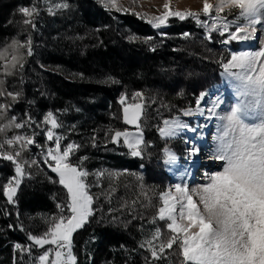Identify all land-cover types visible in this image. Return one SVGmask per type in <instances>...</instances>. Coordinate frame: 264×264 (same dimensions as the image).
I'll list each match as a JSON object with an SVG mask.
<instances>
[{"label": "snow or ice", "instance_id": "1", "mask_svg": "<svg viewBox=\"0 0 264 264\" xmlns=\"http://www.w3.org/2000/svg\"><path fill=\"white\" fill-rule=\"evenodd\" d=\"M136 2L133 0V3ZM101 3L108 10L129 11L120 6L118 0H101ZM171 4L172 0H165L163 11L151 16L148 23L154 28H161L167 25L170 18L183 21L191 17L207 30L206 39L211 40L212 34L219 32L226 37L222 40L225 45L250 39L257 32V25L264 24V0H202L199 12L174 10ZM67 7L66 3H57L49 7L48 12L55 14L56 10ZM19 12L24 17L23 24L35 28L38 8L35 5L24 6ZM201 14L205 19H201ZM229 15H234V19L229 20ZM233 25L234 30H230ZM183 35L187 37L189 33ZM129 39L135 41L136 37ZM9 48L10 60L4 55ZM32 55L31 37L23 42L13 40L0 50V60L4 61L0 65L2 74L11 76L22 70L27 57ZM222 68L232 82L236 98L230 111L220 117L221 131L216 137L213 159L223 162V168L207 175V183L195 188H190L186 183H177L173 186L174 190L159 193L160 205L152 203L155 216L151 223L156 220L166 222L169 235L164 239V232L157 227L140 243L139 247L151 257L146 264L166 258V252L174 246L182 258L180 264H264V45L258 51L232 53ZM20 95L19 92L8 91L5 81L0 79V97H10L15 102ZM205 96L206 93L201 92L196 98L197 110ZM131 99V103L127 102L128 97L122 94L118 102L122 105L123 122L134 125L136 132L109 129L106 136L113 145L122 143L131 156L141 157L145 141L140 131V121L146 98L143 93L134 92ZM10 107L8 103H0V134L10 128L19 130L35 123L31 116L20 122L15 116L8 117ZM192 111L191 108L185 109L182 115L189 116ZM209 111L215 115L214 108ZM4 120L7 123H3ZM41 123L47 126L42 133L49 142L47 145H37L35 133L16 134L11 138L0 136V159L14 166L13 175L0 185V190L8 204L15 203L22 180L28 175L26 168L38 163L36 159L25 160L24 153L36 145L42 147L43 163L58 178L53 182L61 185L66 195L64 200L56 203L57 212L43 218L45 230L41 234L29 232L26 237L29 243H15L13 252L20 256H31L33 249L39 248L44 250L34 257L32 264H78L73 251V235L93 216L97 200L101 197L111 200L122 173H90L84 167L87 157H80L77 163H72L71 157L80 145L71 142L62 145L65 137L55 131L62 125L52 111L44 115ZM162 123L163 126L159 128L162 137H174L188 128L179 117L164 119ZM92 142L95 147V136ZM164 153L166 164L177 160L171 150L165 149ZM196 154L195 148L189 152V156ZM90 175L96 177L95 186L98 188H103L100 181L106 179L107 191L94 196L87 182ZM140 179L137 177V180ZM140 195L148 196L147 192ZM138 203L139 199H132L123 203L121 208H134ZM11 227L13 225H9ZM45 246L49 247L45 249ZM13 264H16L15 259Z\"/></svg>", "mask_w": 264, "mask_h": 264}, {"label": "trees", "instance_id": "2", "mask_svg": "<svg viewBox=\"0 0 264 264\" xmlns=\"http://www.w3.org/2000/svg\"><path fill=\"white\" fill-rule=\"evenodd\" d=\"M68 1L75 4L74 21L78 20L79 25L87 27L89 33L87 40L79 41L71 38L70 28L74 26L67 22L59 24L46 20L42 26L36 24L38 35L45 33L47 38L45 49L39 53L40 58L46 65L62 69L59 73L50 71L43 73V77L33 78L46 89L41 98L36 94L42 110L72 104L78 108L72 122H78L80 131L93 129L99 124L118 129L121 126L120 95L143 93L146 107L140 121L145 141L142 156L131 157L125 147L122 154L111 156L109 160L112 159L113 168L122 173L120 178L130 170L139 173L144 183H153L157 188V205L158 194L171 183L163 165V151L169 143L158 134L161 122L178 116L183 109L192 108L199 94L218 82L228 52L207 40L204 32L189 21H172L164 30L155 31L135 15L124 14L116 19L117 16L113 15L116 13L91 0ZM30 3L31 0H0V47L16 32L17 11ZM52 32L54 38L49 34ZM184 33L189 35L185 37ZM198 34L202 37L193 41L192 37ZM131 36L136 37L135 41L129 39ZM70 73L73 76L70 77ZM199 74L203 75L201 79ZM92 147V141L81 142L78 157L93 155ZM3 164V174L6 177L13 175L8 164ZM117 186H121L117 187L120 198H112L110 202L97 200L93 216L74 234L73 251L78 264H100L102 261L107 264H146L151 260L150 254L139 247L142 236L137 225L121 218L125 213L118 211V206L121 207L119 201H123L126 192L122 185ZM51 188L55 187L40 180L24 182L17 193L16 205L6 204V213L1 211L0 190V225L3 229L0 232V264H13L14 259L19 264V255L16 257L12 246L29 243L26 239L28 228L39 224L38 213L52 212ZM154 216L155 211L150 218L154 219ZM9 225L13 227L9 228ZM169 253L176 254L170 258L171 264H180L182 258L178 256L176 246L168 250L166 258L170 257ZM166 258L155 263L170 264Z\"/></svg>", "mask_w": 264, "mask_h": 264}, {"label": "rangeland", "instance_id": "3", "mask_svg": "<svg viewBox=\"0 0 264 264\" xmlns=\"http://www.w3.org/2000/svg\"><path fill=\"white\" fill-rule=\"evenodd\" d=\"M91 1L95 3L97 6L101 5L100 7L102 8L104 7L103 4L101 3V0H91ZM164 2L165 0H137L136 3H133V0H118V4L120 6L129 9L128 12H123V11L118 12L115 10H108V9L107 10L109 12L116 13L113 14L117 16L116 19H118L119 16L124 14H132L143 19L145 22L148 23V19L151 16L159 15L163 11L162 6ZM57 3H66L68 7L66 9L56 10L55 14H49L48 8ZM73 4H74L73 2L68 0H35V2L31 0L29 6L35 5L39 11V15L35 18V25L37 24L39 26H42V23H45L46 20L58 21L59 24L67 22L74 26V28H70V35L72 39L74 40L78 39L79 41L87 40L89 29L83 25H79L78 20L74 21L73 13L76 12V8L73 6ZM171 7L174 10H180V11L189 10V11L199 12L200 9L202 8V0H172ZM134 13H140L141 15H136ZM23 19L24 17L22 16V14L19 11H17L16 23H15L16 32L14 35H12L11 38L7 39L4 43H2L0 50H3L7 45H10L13 40H19L23 42L26 41L28 37H31L33 55L30 56L28 64L24 66L22 70L16 71L14 75L4 76L2 74L3 69L0 68V79H3L5 81V88L8 91L19 92L21 94L19 99L15 102H13L10 97H0V103H8L9 105H11L10 110L7 113L8 117L15 116L17 118V121L20 122L25 120L27 116H31L32 120L35 121V123L31 127H25L19 130L10 128L6 133L0 134V136L11 138L13 135L16 134L32 135L33 133H35V139L37 145L40 146L47 145L49 144V142L46 141L45 137L42 134L43 131L46 130L47 126L43 125L41 121L43 120V117L47 112L52 111L62 125V127L55 130L58 135L65 137V139L62 141V145H66L67 143L70 142L78 145H80L81 142L90 143L91 141H93V136L96 137V146L95 147L93 146L91 148V152H93V155L85 154L82 156V157H87V159L84 162V167L90 173H95L97 171L119 172L118 170L113 168L115 167V164L112 162L113 160L111 159L112 160L111 161L109 160V158L116 154H122L121 150L122 148L125 147L122 145V143L120 145H113L110 142H108V137L106 136V133L108 132L109 129H115V130L127 129L128 131L135 133L137 130L136 127L134 125H126L123 122L122 105L119 102L118 104L120 105V116H121L119 122L121 126L118 129L116 127H112L108 125L104 126L99 124V126H96L93 129L90 130L88 129L83 132L80 131L78 129L79 127L78 122L77 123L72 122L73 120L72 117L77 116L75 114H78L77 113L78 108L73 107L72 104L71 105L68 104L69 106L63 105V108L58 107V105L56 106L54 105V106H49L42 110V104L38 97L41 98V96L45 94L46 89L41 87L38 84V82L33 80V78L35 76L43 77V73H47L50 71L59 73V71L62 69L60 66L51 67L43 63L44 61L40 58L39 53L45 49L44 44L47 39L45 37L46 34L44 33L43 35H38L37 27L35 26V28H33L31 25H24ZM201 19H205V17H203L202 14H201ZM232 19H234V15H229V20ZM172 21L182 22L180 19L173 17L170 18L166 26H162L161 28H154L151 24L149 23L148 24L150 28H152L153 30L162 31L165 28H167ZM185 21L194 23L198 28H200L204 32V37L206 38L207 30L204 27L198 25L193 18L191 17L186 18L185 20H183V22ZM234 27L235 25H233L232 29L230 30H234ZM84 32L85 34H83ZM49 34L50 35L52 34L54 38L55 36L54 32ZM199 36L200 38L202 37L201 35L198 34V36L196 35L193 36L192 40L193 41L196 40L197 38H199ZM225 38L226 37H222L219 34V32H216L212 34L211 40L209 39L207 40L211 41L214 44H218L221 49L228 52L227 55L228 58L234 52L258 51L260 47L264 45V24L257 25V32L254 33L250 39L232 41L231 43L225 45L222 43V40ZM48 51H50L49 48ZM4 55L6 56L7 59L10 60L11 48H9L8 51L4 53ZM26 60H28V57ZM3 63L4 61L0 60V65H2ZM220 73H221L220 81L222 82L219 81L218 85L214 87L213 86L209 87L204 91L206 93V96L204 100L201 101L199 110H197L195 104L191 108L193 110L191 115L189 116L182 115L183 110H185L183 109L179 112L178 116L177 115L173 116V117H179V119H181L184 123L188 125V128L181 130L174 137H162L158 131L160 137L168 141L169 143V147H167L166 149L171 150V152H173L177 156V160L175 161V164H177L178 162L182 166L181 172L184 174V182H177V183H186L190 188H195L198 185L207 183V178H206L207 175H210L217 171H221L223 168V162L213 159V154L217 145L216 137L221 131L220 117L224 116L228 111H230V107L232 104L236 102V98L232 87V82H230L229 78L225 76L223 68H221ZM70 74H71L70 77L73 76L72 73ZM198 77H200L201 79L203 75L199 74ZM133 93L134 92L123 93L128 97L127 102L129 103L132 102L131 98ZM36 94H38V97ZM213 108L215 109V115H213L209 111L210 109ZM173 117L169 119H172ZM2 122L7 123L6 120ZM162 122L160 127L163 126ZM37 124H39L40 126L37 127ZM5 148L6 150H8L7 146H5ZM193 148L197 150V154L195 156H189V152L192 151ZM78 151L71 157V162L74 164L77 163L80 158L77 155ZM98 154L100 156H97ZM163 155L166 160L167 157L165 156L164 151H163ZM24 159L28 161L32 159H36L38 163L36 166L26 168V172L28 173V175H26L23 178L22 183L18 189V192L23 186L24 182L28 180H40V182L44 183L45 185L55 187V188H51L50 190V196L54 204V209L50 213L49 212L38 213L36 218L39 224L31 225V228H28L29 232H32L33 234H41L46 227L43 222V218L51 216L57 212L56 203L64 200L66 192L61 185L53 182L58 178L54 173H51L47 165L43 163L42 147L36 145L31 146L24 153ZM197 162L199 164H197ZM3 163L8 164L7 166L10 167L12 170L14 167L10 162L0 159V185L6 182L7 178H9L6 177L1 171L5 169ZM196 164L198 166H196L197 168L194 170L193 166L195 167ZM139 172L141 174L142 169H140ZM138 174L139 173L135 171L126 170L124 178H120L117 184V185H122L123 187L122 190L126 192L123 201H119L122 202L121 205L126 201H131L132 199L140 200V203L135 205L134 208L122 209L120 206H118V211L120 212L124 211L125 213L123 214L124 217L121 216V218L128 219L129 222L135 223L137 225V229L139 230L142 236L141 242L157 227L162 229V231L165 234L164 239H166L167 235H169L165 227L166 222L156 220L155 223H151L153 219L150 218L151 214L155 211V208L152 206V203L153 202L155 203V193L157 191V188L156 186H153V183L150 182L144 183L141 179L137 180V177H139ZM187 177L188 180H186ZM189 178L192 181H190ZM87 182L90 185V192L94 196H100L102 192L107 191L108 181L106 179L100 181V183L103 185V188H98L95 186L97 181L94 175H90L87 179ZM175 184L174 182L172 184L169 183L165 191L174 190L173 186ZM117 185L116 188L121 187ZM141 192H147L148 194L147 198L141 196L140 195ZM117 194H118V189L116 193L112 196V198L114 199L120 198V196H117ZM2 200L3 201H2L1 211L2 213H6L5 206L8 203L6 199L3 197V195H2ZM99 200L109 201L104 197H101V199ZM157 200H158L157 201V206H158L160 205L159 198H157ZM31 221L32 220L29 219V222ZM160 223H162V226L160 225ZM0 232L1 233L3 232L1 225H0ZM26 244L28 243H25V245ZM47 247L49 246H45V249ZM43 250L44 249L34 248L31 256L27 254H25L24 256H20L17 253H15V255L16 257L19 255L18 256L19 264H32L34 257L37 254L41 253ZM166 254H168V251L166 252ZM175 255H176L175 253H171V254L169 253L170 257L166 258V260H169L171 264L172 261L170 260V258L172 256L175 257ZM100 264H107V262L104 263L102 261L100 262ZM154 264H168V263L154 262Z\"/></svg>", "mask_w": 264, "mask_h": 264}, {"label": "crops", "instance_id": "4", "mask_svg": "<svg viewBox=\"0 0 264 264\" xmlns=\"http://www.w3.org/2000/svg\"><path fill=\"white\" fill-rule=\"evenodd\" d=\"M166 169L172 177L174 184L177 182H184V174L181 172L182 166L178 162L177 164H175V162L166 164Z\"/></svg>", "mask_w": 264, "mask_h": 264}]
</instances>
